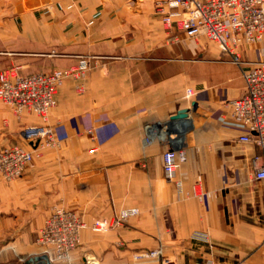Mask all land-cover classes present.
Listing matches in <instances>:
<instances>
[{"label":"crops","instance_id":"1","mask_svg":"<svg viewBox=\"0 0 264 264\" xmlns=\"http://www.w3.org/2000/svg\"><path fill=\"white\" fill-rule=\"evenodd\" d=\"M172 34L156 0H0V70L47 72L83 59L89 67L57 88L53 144L18 179L0 181V264L56 260L37 242L53 206L86 224L69 264H264V178L254 176L264 149L239 140L248 131L228 104L248 64L215 60L220 46ZM234 55L264 59V50L244 45ZM182 110L187 118L170 119ZM39 122L0 102V149L28 146L20 130ZM170 147L186 153L174 180L161 160ZM197 181L202 199L189 193ZM128 210L118 224L91 227ZM158 247L167 260L134 258Z\"/></svg>","mask_w":264,"mask_h":264},{"label":"built area","instance_id":"2","mask_svg":"<svg viewBox=\"0 0 264 264\" xmlns=\"http://www.w3.org/2000/svg\"><path fill=\"white\" fill-rule=\"evenodd\" d=\"M156 9L167 29H176L188 37L204 35L217 43L222 52L230 54L232 62L248 64L241 72L244 89L228 104L232 117L248 131L239 140L252 141L264 149V59L243 60L234 55L240 46L264 40V0H156ZM171 37L176 39L175 35ZM84 73V62L64 69L30 74H20L17 67L0 70V102L9 105L18 115L27 110L40 119L39 123L25 125L20 130L21 138L29 147L15 143L0 150V174L4 179L20 177L37 149L44 144H53L48 114L55 104L57 88L64 79L78 80ZM77 88H80L79 84ZM191 92L192 89L188 88L187 93ZM182 119L172 121L181 122ZM161 160L165 177L174 180L178 168L186 160V153L181 147H170L161 153ZM254 176L264 178V165L255 168ZM189 193L202 199L205 193L202 183H192ZM134 213L135 210L122 211L108 223L95 221L91 227L101 230L124 221ZM85 226L81 216L74 210L53 206L38 230L37 242L42 246H51L55 259L64 262L68 260L70 251L78 245L80 231ZM134 258L167 260L160 247L138 251ZM63 262L61 264H65ZM47 264L54 263L48 259Z\"/></svg>","mask_w":264,"mask_h":264},{"label":"rangeland","instance_id":"3","mask_svg":"<svg viewBox=\"0 0 264 264\" xmlns=\"http://www.w3.org/2000/svg\"><path fill=\"white\" fill-rule=\"evenodd\" d=\"M5 6V5H4ZM71 5L69 4V5H67V7L69 8ZM174 26V25H173ZM183 34L185 37H187V38H189V39H191V41L192 42H194V43H196V44H198V46H200V48L202 49V48H208V45H211V46H215V47H217V48H219L218 46V44L217 43H215V42H213V41H210L207 37H205L204 35H199V36H196V37H188V36H186L184 33H181V32H178L176 29H174V34H172V35H177V34ZM253 45H258L259 47H260V51H261V49L262 50H264V40H262V41H260V42H257V43H254V44H251V45H248V46H253ZM246 47V46H245ZM202 54V53H201ZM205 54H207V53H205ZM196 55H197V53H196ZM199 56H200V54H198ZM208 55V54H207ZM229 54L228 53H224V52H220L216 57H214V59L215 60H225L226 59V57L228 56ZM192 57L194 56L193 54L191 55ZM201 57V56H200ZM199 57V58H200ZM80 62H84L85 63V73H84V76L81 78V79H83L85 76H86V74H87V71H88V63H87V61L85 60V59H83V60H81ZM80 62H78L77 64H75V65H78ZM71 66H73V65H71ZM10 67H15V66H9V67H4V68H2V69H6V68H10ZM68 67H70V66H68ZM68 67H64V68H68ZM64 68H60V69H64ZM1 69V70H2ZM56 69V68H55ZM19 72V71H18ZM47 72H49V71H47ZM21 74V73H20ZM28 74H30V73H28ZM67 79V78H66ZM73 79V78H72ZM65 80V79H64ZM77 80V79H76ZM78 80H80V79H78ZM78 85V84H77ZM80 85V87L82 86V84H79ZM50 125V124H49ZM52 127V126H51ZM52 130H53V128H52ZM53 136H54V132H53ZM54 138V140H55V136L53 137ZM45 145V144H44ZM46 146V145H45ZM26 147H29V146H26ZM42 146H40L39 147V149H37V151L35 152V154H34V157H33V159H32V161L34 160V158H36L37 156H38V154H39V150H40V148H41ZM2 149V148H1ZM0 149V150H1ZM32 161L30 162V163H32ZM0 181H5V182H13L14 180H16V179H18V178H16V179H12V180H6V179H4L3 177H2V175L0 174ZM50 213V212H49ZM54 264H61L63 261H60V260H54V261H52ZM63 263H65V264H69V258H68V260H65Z\"/></svg>","mask_w":264,"mask_h":264},{"label":"water","instance_id":"4","mask_svg":"<svg viewBox=\"0 0 264 264\" xmlns=\"http://www.w3.org/2000/svg\"><path fill=\"white\" fill-rule=\"evenodd\" d=\"M187 117V113L185 111H179L176 114L170 117L171 120L181 119Z\"/></svg>","mask_w":264,"mask_h":264},{"label":"bare ground","instance_id":"5","mask_svg":"<svg viewBox=\"0 0 264 264\" xmlns=\"http://www.w3.org/2000/svg\"><path fill=\"white\" fill-rule=\"evenodd\" d=\"M185 118H187V117H185ZM185 118H183V119H185Z\"/></svg>","mask_w":264,"mask_h":264}]
</instances>
